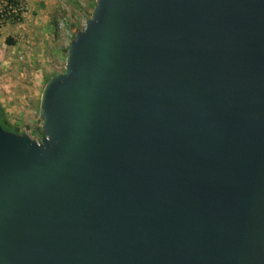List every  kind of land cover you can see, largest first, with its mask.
Listing matches in <instances>:
<instances>
[{
    "label": "water",
    "instance_id": "obj_1",
    "mask_svg": "<svg viewBox=\"0 0 264 264\" xmlns=\"http://www.w3.org/2000/svg\"><path fill=\"white\" fill-rule=\"evenodd\" d=\"M0 125V264H264V0H95Z\"/></svg>",
    "mask_w": 264,
    "mask_h": 264
},
{
    "label": "rangeland",
    "instance_id": "obj_2",
    "mask_svg": "<svg viewBox=\"0 0 264 264\" xmlns=\"http://www.w3.org/2000/svg\"><path fill=\"white\" fill-rule=\"evenodd\" d=\"M92 2L27 0L31 15L37 18L32 28L22 20V26L12 22L0 31V85L10 97L3 107L11 124L32 139L41 137L38 107L45 78L63 70L66 47L91 17ZM61 19L64 24L59 27ZM7 37L13 44L6 43Z\"/></svg>",
    "mask_w": 264,
    "mask_h": 264
},
{
    "label": "built area",
    "instance_id": "obj_3",
    "mask_svg": "<svg viewBox=\"0 0 264 264\" xmlns=\"http://www.w3.org/2000/svg\"><path fill=\"white\" fill-rule=\"evenodd\" d=\"M27 0H0V31L8 23H21L22 18L28 12ZM63 20H59V27L63 26Z\"/></svg>",
    "mask_w": 264,
    "mask_h": 264
},
{
    "label": "trees",
    "instance_id": "obj_4",
    "mask_svg": "<svg viewBox=\"0 0 264 264\" xmlns=\"http://www.w3.org/2000/svg\"><path fill=\"white\" fill-rule=\"evenodd\" d=\"M94 4H95V0H93V2H92V8H93ZM5 41L7 44H13V40L9 37H7ZM55 74H57V73L47 75L45 80L47 81L51 76H53ZM0 125L6 130L13 131V132H21L19 129H17L15 126H13L11 124V122L8 120L7 115L5 113V110H4V107L1 104H0ZM39 134L40 135L43 134L41 126L39 127Z\"/></svg>",
    "mask_w": 264,
    "mask_h": 264
},
{
    "label": "crops",
    "instance_id": "obj_5",
    "mask_svg": "<svg viewBox=\"0 0 264 264\" xmlns=\"http://www.w3.org/2000/svg\"><path fill=\"white\" fill-rule=\"evenodd\" d=\"M22 20L24 21V24L26 25V27L28 28V27H31L32 28V25L34 24V22H36L37 21V18L36 17H34L33 15H31V13H30V9H29V3H28V12H27V14L22 18ZM22 20H21V22H22ZM20 26H22V24H20ZM24 26V25H23ZM58 50L59 49H56L55 50V52L57 51V53H58ZM6 100V103H9V101H10V97H6V95H4V92H3V90H1V85H0V104L2 105V106H7V104H5L3 101H5Z\"/></svg>",
    "mask_w": 264,
    "mask_h": 264
}]
</instances>
